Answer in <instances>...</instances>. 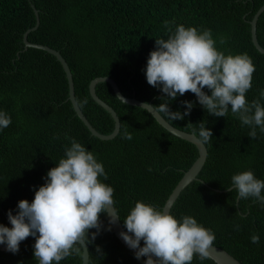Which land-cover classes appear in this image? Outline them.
Segmentation results:
<instances>
[{"label": "trees", "instance_id": "trees-1", "mask_svg": "<svg viewBox=\"0 0 264 264\" xmlns=\"http://www.w3.org/2000/svg\"><path fill=\"white\" fill-rule=\"evenodd\" d=\"M263 4L264 0H0V111L12 121L0 129V224L10 228L9 210L15 215L20 200L32 202L47 172L64 158L71 139L103 164L107 179L100 180L114 188L122 223L137 201L163 209L199 156L194 143L166 129L146 109L122 101L108 82H99L97 93L116 109L121 129L110 140L93 135L69 99V81L59 59L45 49H25V32L37 23L35 8L40 24L29 32L28 40L62 53L72 70L81 108L97 130L109 134L115 120L92 97L90 82L110 75L126 95L154 106L163 103L165 94L147 83L145 69L155 50V38L167 39L170 34L165 21H175L170 25L173 31L180 24L199 31L210 29L215 46L225 55L246 53L255 66L246 100L260 99L264 106L260 95L264 53L254 45L251 31V20ZM257 36L264 47V12L258 19ZM204 91L211 94L207 88ZM85 99L87 104L82 105ZM183 101L193 103L190 115L174 121L163 116L188 132L193 127L198 132L199 123L205 121L213 137L198 179L185 187L170 213L178 220L192 216L212 229L214 244L242 263L264 264V206L253 198L237 203V192L230 189L231 177L243 171L252 170L257 179L264 180V133L257 127V138L251 139V129L230 109L226 117L212 116L191 92L178 95L169 107L183 113ZM125 131L132 139L124 138ZM109 219L106 213L100 216L104 227L89 244V264H144L146 257L136 259L112 225L111 231L106 230ZM94 231L90 230V239ZM253 234L259 235L258 244L251 242ZM34 244L30 236L21 242L18 253L0 250V264H38ZM82 263L83 252L60 262ZM192 264L218 263L194 257Z\"/></svg>", "mask_w": 264, "mask_h": 264}, {"label": "clouds", "instance_id": "clouds-1", "mask_svg": "<svg viewBox=\"0 0 264 264\" xmlns=\"http://www.w3.org/2000/svg\"><path fill=\"white\" fill-rule=\"evenodd\" d=\"M165 21L170 33L167 39L155 38V50L147 60L145 75L147 83L158 88L164 95L159 106H153L158 113L171 121L183 120L190 115L193 103L183 101L186 111H172L170 101L177 96L191 92L208 114L226 117L231 113L238 117L242 125L251 131L248 136L257 138V127L264 133V106L260 99L250 103L246 93L252 88L255 66L246 54H227L217 49L210 29L199 31L195 27L177 25L173 31ZM225 41L221 38L220 43ZM210 90L207 94L204 89ZM264 98V91L261 92ZM119 98V97H118ZM123 100L122 98H120ZM87 104V99L82 105ZM229 105L231 106L229 108ZM11 117L0 111V129L11 124ZM205 121L199 123V131L191 130L202 145H207L213 137ZM125 139H132L127 131ZM107 179L104 166L75 139L65 148L64 158L47 172L46 182L35 191L30 203L26 199L18 202V211L8 212L11 227L0 224V245L15 254L21 242L28 237L35 238L34 259L38 264H60L72 255L85 253L104 227L100 216L109 214L115 201L114 188L100 180ZM231 190L237 192L236 201L253 198L264 206V180L257 179L252 170L234 174ZM110 215L106 230L118 215ZM241 219L245 216L240 214ZM126 231L120 233L126 245L135 250L136 259L146 257L144 264H192L194 257L201 261L209 259L216 240L212 229L204 227L192 216L180 220L170 212L157 209L143 201H137L123 219ZM239 230V225H236ZM91 239L89 238L90 230ZM259 235L253 234L251 242L259 243ZM143 241V246H141ZM96 251L102 250L97 246Z\"/></svg>", "mask_w": 264, "mask_h": 264}, {"label": "water", "instance_id": "water-1", "mask_svg": "<svg viewBox=\"0 0 264 264\" xmlns=\"http://www.w3.org/2000/svg\"><path fill=\"white\" fill-rule=\"evenodd\" d=\"M35 12H36V16H37V23L32 29L25 32V35H24L25 49H27L28 47L45 49L48 52L54 54L59 59V61L62 63V65L64 67V70L66 72V75H67V78L69 81V88H70L69 99L72 101L76 113L82 119L84 124L89 128V130L91 131V133L93 135H95V136H97L103 140H110V139L115 138L121 129V119H120L118 112L116 111V109L112 105H110L107 101H105L103 98H101L100 95L97 93V88H96L97 84L99 82H108L114 88V91L116 92L118 97L123 99L122 101H124L125 103H128V104H131L133 106H138V107L146 109L166 129H168L169 131H171L175 135L194 143L198 147V149H199L198 158L193 163V165L188 170L185 171L184 175L179 180V182L177 183V185L173 189L172 193L168 197L165 205L163 206V210L171 212L172 206L174 205L175 201L177 200V198L179 197L181 192L185 189V187L187 185H189L192 181L198 179V175H199L200 171L202 170V168H203V166L207 160V156H208L207 145L200 144V142L194 136L191 135V132L182 130V129L176 127L175 125H173L172 123H170L163 116L162 113H158L155 110V108L153 107L154 105L151 102H146V101H143L141 99L136 98L135 96H129V95H126L125 93H123V91L121 90L117 80L110 75L97 76L94 79H92V81L90 82V93H91L92 97L100 105H102L105 109H107L111 113V115L113 116V118L115 120V128L111 133L105 134V133H102L99 130H97L92 125V123L89 121L88 117L86 116V114L84 113L83 109L81 108V106L78 102V99L76 97V90H75V82H74L73 73H72V70H71L70 65H69L68 61L66 60V58L62 55V53L59 50L52 48L49 45L41 44V43H33V42L28 40L29 32L31 30L36 29L38 27V25L40 24L38 9L35 8ZM263 12H264V4L258 9V11L254 15V18L251 20L252 40H253L256 48L261 53H264V47L260 44V42L258 40L257 23H258V19H259L260 15ZM109 214L118 215L116 222L112 224V227L114 229L115 234L120 239V241L126 247H128L120 236V233L122 231H126V229L124 228V225L120 219V215L116 209L115 204H114V208L113 207L109 208ZM109 214H108V216H109V218H111ZM141 246H143V244H141ZM86 247H87V249H85V253L83 252V263L82 264H89V261H90L89 244ZM0 250L7 251L6 245H0ZM131 250L135 252V250H133V249H131ZM210 258L215 260L218 264H244L239 259H237L233 254H231L228 250H226V249H224V248H222L216 244L213 245V248H212L211 253H210Z\"/></svg>", "mask_w": 264, "mask_h": 264}]
</instances>
